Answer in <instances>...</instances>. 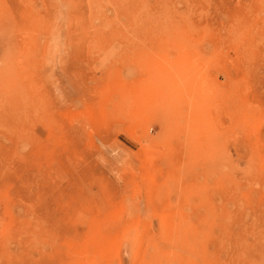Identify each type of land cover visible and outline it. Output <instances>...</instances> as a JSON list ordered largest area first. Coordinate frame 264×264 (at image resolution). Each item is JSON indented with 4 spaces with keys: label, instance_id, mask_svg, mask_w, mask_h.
Wrapping results in <instances>:
<instances>
[{
    "label": "rangeland",
    "instance_id": "1",
    "mask_svg": "<svg viewBox=\"0 0 264 264\" xmlns=\"http://www.w3.org/2000/svg\"><path fill=\"white\" fill-rule=\"evenodd\" d=\"M0 264H264V0H0Z\"/></svg>",
    "mask_w": 264,
    "mask_h": 264
}]
</instances>
